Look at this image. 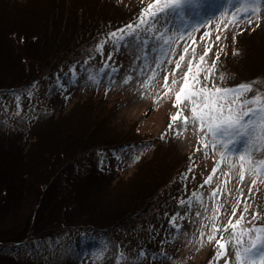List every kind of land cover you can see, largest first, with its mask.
Instances as JSON below:
<instances>
[{
	"label": "rangeland",
	"instance_id": "obj_1",
	"mask_svg": "<svg viewBox=\"0 0 264 264\" xmlns=\"http://www.w3.org/2000/svg\"><path fill=\"white\" fill-rule=\"evenodd\" d=\"M150 2L152 0H0V67L4 68L0 83L17 87L35 81L39 74L51 72L41 76L26 94L0 95V106L11 122L9 128L0 122V151H5L7 159L20 168L22 164L33 165L35 176L28 181L34 179L43 187V183L49 181V173L40 166L42 157H49L52 164L56 156L61 154V161L67 155H63L64 151L71 154L81 143L91 146L82 164L89 165V172L96 181L94 199H98V192L107 188L101 200H107L110 206L102 213L103 204L95 209V202L90 199L88 206H92L93 216H97L89 222L99 221L97 226H105L102 219L108 217L111 223L116 221L114 226L122 225L90 234L88 237L93 245L84 255L83 264H132L148 247L149 233L144 229L149 227L153 231L154 225L158 231H162L163 226L171 229L165 238L168 244L165 249L162 247L164 261L161 264H210V261L226 264L232 256L231 245H228L227 256L215 260L216 240L209 243L207 237L215 224L221 229L216 233L217 240L223 236L224 241H228L232 229L223 231V228L230 218L236 223L245 204L249 211L244 214L240 227H264L263 223H256L257 219L253 220L256 211H251L264 198V175L257 178L250 165L239 159L243 145L214 144L213 137L206 129L199 131L197 124L189 122L185 126L178 120L170 130L169 123L170 117L179 110L173 106L175 93L193 57L195 63L211 47L206 57L210 65L215 54L221 57L220 53L225 52L234 56L245 41L257 46L250 53L253 55L259 49L255 54L261 58L264 9L258 16L253 15L251 22L241 15L239 21L233 23L232 16L227 13L235 5L229 0H212L218 18L211 19L210 13L206 24L175 39L169 56L159 67L152 64L149 54L151 66L145 68L141 49L119 45L112 47L103 58L70 70L73 61L93 50L103 30L118 21L137 18L136 14ZM130 13L133 15L129 17ZM147 27V24L142 25L136 34L141 39L147 37L146 47L151 48L154 33L146 32ZM181 55H184L182 61ZM221 61L223 63L222 57ZM221 61L219 58L215 63L207 80L205 73H200L201 86L216 84L228 88L225 79H219L224 76L225 62L222 67ZM235 64L226 63L228 75ZM58 67L69 89H57L52 72ZM153 72L156 78L145 87ZM128 77L131 79L126 82ZM165 77L172 92L165 87ZM173 80L177 81L175 85ZM189 83H192L191 77ZM65 94L67 99L62 101L59 96ZM189 107L187 100L181 103L179 108L183 109V116L190 117ZM129 140L137 144L123 143ZM94 145L105 146L104 156L118 154L116 160H112L117 171L103 174L97 170L96 154L91 152ZM112 145H119L121 149L106 148ZM252 157L253 161L262 159L264 152H253ZM242 171L243 180L240 178ZM39 175L42 180H37ZM209 177L211 182L205 183ZM253 179H256L254 186ZM37 210L35 205L34 211ZM166 210L172 214L169 225L164 224ZM126 211L132 215H124ZM52 212L51 208H42L41 214H34L33 218L47 223ZM18 222H5L0 234L4 237L20 235L22 219ZM55 230L53 227L47 231ZM30 232L40 234L36 228ZM79 235L72 238L77 239ZM247 243L245 238V246ZM60 249V244L55 243L36 251L28 249L29 255L17 261L7 256L6 264H58L63 257Z\"/></svg>",
	"mask_w": 264,
	"mask_h": 264
},
{
	"label": "trees",
	"instance_id": "obj_2",
	"mask_svg": "<svg viewBox=\"0 0 264 264\" xmlns=\"http://www.w3.org/2000/svg\"><path fill=\"white\" fill-rule=\"evenodd\" d=\"M140 14L141 13L136 14L138 15L137 18ZM132 15L133 14L130 13L129 17ZM137 18L134 17L133 19L123 20L124 22L118 21L115 24L108 26L107 29L101 32L102 35L95 41L93 50H91L89 54L82 56L80 59L73 61L69 66L70 70L74 69V67L79 64L84 63V66H86L97 59L103 58L109 53V50L114 47L113 41L108 39L109 34L116 32L118 29L124 28L128 24L135 23ZM101 42H104L102 48H100ZM242 44L243 46L240 44L241 47L240 49L239 47L237 48V52L234 56L225 52L220 53L223 63L227 59L224 67L219 55L223 67L225 82L229 84L228 88H231L240 84L258 81L255 88L264 91V53L261 51V58H259L255 54L259 49H257L253 55L250 53L254 50L253 48L256 46L255 44L249 45L245 41H242ZM0 59L2 58L0 57ZM252 59L254 61H252ZM217 62L218 61H215V63ZM227 62L231 65H234L236 62L235 67H231L233 70L229 75L226 71ZM3 71L4 68L0 67V82H2V77H4V73H2ZM61 72L60 67L52 72L53 78L55 79L56 77V87L60 90L69 89L70 87L65 85L62 75H60ZM50 74L51 72L45 73V75ZM103 74L104 73L101 75ZM45 75L39 74L40 77ZM99 75H96V77ZM228 76L230 79H228ZM39 78L17 87L7 86L6 83H0V95L26 94L35 86V82L38 81ZM253 94L254 93H249L248 95L251 96ZM59 98L63 101L65 98L67 99V95H61ZM0 122L6 128H9V126L11 127L10 118L2 106H0ZM123 143L137 144L136 141L132 140ZM87 144L88 143L86 142L81 143L79 146L80 148L77 147L71 154L64 151L63 155H67L64 156V158L62 157L63 159L61 161H59V158L62 155L60 154L56 156L54 159H57L52 164H50L51 161L49 157H42L40 160V166L43 170L49 173V181L43 183V187H40L38 185L39 183H35L34 179L28 181V179L35 176L34 173L36 169L33 165L22 164L20 168L17 165L12 164L13 162L10 161V159H7L5 151H0V197H3V199L0 198V227H2L5 222L9 223L12 221L20 223L18 222L20 219H22L21 223L23 224L20 235H9L4 237L0 234V264H6V262L9 261H7V259H9L7 256L12 257L17 261L20 260L21 256L23 259V257H25L24 255L28 254V249L36 251L45 247H52L53 243L60 244V251H62L61 255H63L58 264H83V260L85 259L84 255L93 245V242L88 236L97 231L100 232L105 229H110V227L118 228L122 225L117 224V226H114L116 225V221L113 220L112 224L110 219H106L108 217L102 219V222L106 224L105 226H97L99 221H96V224L89 222L96 220L97 216H93L94 212L92 211V206H88L90 199L92 202H95V209L98 205L103 204L104 209L101 211L102 213H104V210L110 205L107 200H101L102 192L106 193V191H108L105 187V191L98 192V199H94V191L97 189L96 181L92 178L93 174L89 172V165L86 166V164H82L83 158L86 157V153H89L91 148V146H88ZM119 145H112L106 148L119 151L121 149L118 148ZM129 146L134 148V145ZM93 147L94 148L91 152L96 154L97 170H99L100 173L108 174L112 171L118 170L116 165H112V160H116L118 154H115V157L109 155L104 156L103 154L106 151L104 150L105 146L97 147L94 145ZM123 150L126 149L122 148V151ZM59 153L60 152H57V154ZM47 166L52 167L51 171ZM41 175L44 174L41 173ZM41 178L43 177L39 175L37 180H42ZM263 204L264 198L261 200L260 204L257 203L254 205V208L251 210L252 212L256 211L261 213L257 218L256 223L264 224ZM35 205H37L38 210L40 209L39 212L38 210L34 211ZM42 208L43 210L51 208L53 211L51 213L52 217L49 218L47 223H44L39 218H33L34 214H41ZM126 214H129L130 216L132 215L131 212L129 213L128 211L124 212V215ZM121 217L122 220L125 219V217ZM164 217V224L169 225L172 214L166 210ZM164 224H162V226ZM53 227H55V231H47ZM33 228L39 229L40 234L36 235V233H31L30 231ZM144 230L149 233L148 247L146 248L144 255L138 257L132 262V264H161L164 261L162 258V247L165 249L167 246L168 240L165 238L170 234L171 229L168 226H163L162 231H158L154 225V232L149 227L148 230ZM77 233H80L79 237L77 239L72 238V236ZM5 243L8 245L1 247V245H4ZM29 253L33 254L32 252Z\"/></svg>",
	"mask_w": 264,
	"mask_h": 264
},
{
	"label": "snow or ice",
	"instance_id": "obj_3",
	"mask_svg": "<svg viewBox=\"0 0 264 264\" xmlns=\"http://www.w3.org/2000/svg\"><path fill=\"white\" fill-rule=\"evenodd\" d=\"M229 3L235 5L229 8L227 13L232 16L233 23L238 22L241 15L251 22L252 16H258L261 9H264V0H229ZM210 13L212 14L211 19L218 18L213 11L212 0H152L147 7L141 10L135 23L110 33L108 39L113 41L114 46L133 45L141 49L143 51L141 58L144 59L145 68L151 66L148 60L149 54L152 55V64L159 67L169 56L175 39L188 34L202 24H206ZM220 14H224L223 10ZM146 24L148 25L146 32L154 33L151 48L146 47L147 37L141 39L136 34L137 29ZM157 26L159 27L157 28ZM176 33L180 35L176 36ZM216 39L219 40L220 37L217 36ZM103 43L101 42L100 48L103 47ZM210 51L211 47L207 48L195 63H193L195 57L189 61L188 69L182 76L183 83L175 93L173 106L179 110L176 115L170 117L169 129L171 130L178 120L185 126L191 122L197 124L199 131L206 129L207 133L213 137L214 144L219 142L222 145H243V154L239 155V159L248 163L250 170L259 178L264 175V158L253 161L252 153L264 152V91L255 88L258 81L240 84L234 88H222L216 84H212L210 87L207 84L201 86L200 73L204 72V79L207 80L211 71L216 67L215 61L220 58L218 53L215 54V60L208 65L206 57ZM187 52L188 50L185 48L184 54L186 55ZM183 59L184 55H181L180 60ZM202 65H206V67H201ZM179 67L180 64L177 62L176 68ZM194 67L195 72H193ZM189 77H191V84ZM155 78L156 73L153 72L145 87L150 86V81ZM127 79H131V77L126 78V82ZM219 79L223 80L224 76L221 75ZM176 83L177 81L173 80L172 84ZM165 87L168 92H172V87L167 84V77H165ZM249 93L254 94L249 96ZM184 100H187L190 106V117L183 116V109L179 108ZM241 167L243 168V165ZM240 178L244 179L243 171L240 173ZM210 182L211 177L205 181V183ZM255 184L256 179H253L252 185ZM249 190L251 191V188ZM212 195L215 196L216 193L213 192ZM235 211L234 208L233 216ZM248 211L249 206L245 204L241 216L235 224L232 223L231 218L228 220L223 228V231L232 229L228 241H224L223 236L217 240L216 233L221 229L213 224L212 234L207 239L209 243L216 240L215 260L228 255V245L230 244L232 256L226 261V264H233V261L235 264H264V227H240L244 214ZM260 215L259 212L253 213V220ZM245 238L248 241L247 246H245ZM210 264H212L211 261Z\"/></svg>",
	"mask_w": 264,
	"mask_h": 264
}]
</instances>
